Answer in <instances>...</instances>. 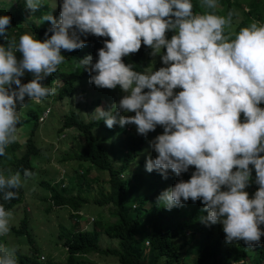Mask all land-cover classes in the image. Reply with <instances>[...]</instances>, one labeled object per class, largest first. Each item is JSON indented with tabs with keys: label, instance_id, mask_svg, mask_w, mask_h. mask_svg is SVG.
I'll use <instances>...</instances> for the list:
<instances>
[{
	"label": "clouds",
	"instance_id": "1",
	"mask_svg": "<svg viewBox=\"0 0 264 264\" xmlns=\"http://www.w3.org/2000/svg\"><path fill=\"white\" fill-rule=\"evenodd\" d=\"M43 1L25 0L26 8L35 13ZM219 2L224 9H217ZM54 3L59 19L51 13L40 17L41 23L51 24L42 41L31 32L20 35L18 42L9 39L11 16L0 15V38L7 41L0 43V157L14 153L8 149L13 143L25 148L30 140L32 134L22 131L30 120L23 113L29 100L39 104L57 94L56 87L43 81L65 63L62 50L87 48L98 59L93 62V56L86 55L77 68L90 73L95 92L117 90L112 96L104 93L115 98L113 108L98 106L94 119L109 129L136 126L153 155L145 161L149 173L155 170L168 179L169 170L181 177L194 168L187 181L179 179L164 189L157 203L170 211L199 200L207 213L201 222L222 225L227 244L242 240L250 249L259 245L264 236V22L252 19L234 31L237 7L226 11L223 0H199L200 12H194L192 0ZM142 45L136 71L123 58ZM26 72L32 79L22 83ZM116 109L124 115L118 117ZM49 111L40 118L41 125ZM250 166L258 186L252 196L246 191L252 183ZM34 172L24 169L22 181L14 166L0 167V264H19L24 242H16L25 237L33 241L27 218L23 225L16 214L28 213L19 189ZM23 228L26 235L20 233Z\"/></svg>",
	"mask_w": 264,
	"mask_h": 264
},
{
	"label": "trees",
	"instance_id": "2",
	"mask_svg": "<svg viewBox=\"0 0 264 264\" xmlns=\"http://www.w3.org/2000/svg\"><path fill=\"white\" fill-rule=\"evenodd\" d=\"M223 1L226 11L237 7L241 8L246 15H244L245 20L234 31L238 32L239 28L247 26L252 19L264 22V0ZM43 2L39 10L30 14L25 0H0V15L11 16L9 39L15 38L18 42L19 36L26 32L34 33L36 39L41 41L45 39L44 34L51 24L47 21L41 23L40 17L51 13L58 20L60 9H56L54 1L44 0ZM192 2L194 12L202 11L199 0H192ZM245 8H249L250 11L247 12ZM217 13L220 14L218 11ZM0 43L6 44L7 41L0 38ZM144 49L145 46L142 45L137 53L124 57V62L132 64L134 70L139 71V68H136L139 63L135 61V58L140 56ZM89 54L93 56V62L98 59V56L87 48L72 52L62 50V55L66 57L65 63L61 64L58 71L49 79L47 77L45 82L43 81L45 85L56 87L57 94L49 96L39 104L29 100L23 112L24 119L26 116L30 117L24 125L30 132L29 135L32 134L25 145L27 150L19 156L18 153L24 146L13 143L8 149L14 153L0 157V167L14 166V170L19 171L22 176L24 169L34 172L31 157L40 149L33 141V134L41 125L39 120L53 103L74 98L79 87H82L84 96L89 94V91L83 88L87 84L80 86L79 82L85 79L89 83L90 73L85 68H77L79 60ZM16 55L22 58L20 53ZM31 79L32 74L28 72L21 78L22 83H27ZM89 84L97 88L94 84ZM102 92L112 96L117 93V90L102 89ZM96 98L97 100L88 104L87 107L91 116L89 121L83 116L81 108L72 109L64 117L63 126L60 129L61 133L73 129L82 134L76 146L69 148L66 159L89 163L91 168L88 172L78 173L72 189L63 187L64 180H61L60 186L53 185L50 180L42 183V186L50 192L51 208H69L74 221L73 229L63 228L59 236V239L64 241L63 247L67 251L64 254L65 258L62 262L50 260L44 262L41 260L38 248H34L31 256L19 250L21 257L18 258L19 264H94L89 257L95 254L113 256L118 259L119 264H240L241 261L243 264H264V246L257 245L250 249L241 240L236 247L223 248L222 242L225 240L223 227L220 224L205 225L201 222L200 217L206 216L207 213L201 211L203 204L199 200L195 203L189 200L183 206L174 207L170 211L166 210L162 204H158V195L164 189L173 186L179 179L187 181L194 168L190 167L189 171L181 177H177L169 170L168 179H163L155 170L151 173L146 171V160L140 159L142 151L146 152L144 147L146 137L139 135L136 129L135 132H131L129 129L132 125L124 127L116 125L118 129L116 130L115 126L109 129L103 120H95L92 114L98 106L102 105V93L97 94ZM261 107H264V104ZM109 108L104 107L105 110ZM117 110L115 114L118 116ZM241 119L243 120V116ZM27 123L31 124L30 127ZM99 130L106 131V139L96 135V131L98 134ZM119 133L122 136L113 144H108L110 139ZM92 167L109 175L108 192L103 185L105 182L99 184L101 175L95 176L96 178L91 177ZM252 181H255L254 167ZM96 185H99L100 189L99 198L93 203L99 206L102 212L109 209V221H95L92 230L79 229L83 225L80 221L83 214L80 212L83 213L86 206L91 204L86 194L91 195ZM257 187L254 184L248 189L255 193ZM51 208H48L47 212L51 211ZM22 223L24 225L25 221ZM26 227H29L28 221ZM219 230L221 235L218 237ZM20 233L26 235V229L23 228ZM102 235L119 240V246L105 250L100 246ZM146 243H149V247Z\"/></svg>",
	"mask_w": 264,
	"mask_h": 264
},
{
	"label": "rangeland",
	"instance_id": "3",
	"mask_svg": "<svg viewBox=\"0 0 264 264\" xmlns=\"http://www.w3.org/2000/svg\"><path fill=\"white\" fill-rule=\"evenodd\" d=\"M57 1V0H54ZM218 10L224 9L222 4L219 2ZM234 10L238 13V18L234 20L233 30L239 26L244 20L245 16L242 13V10H238L234 8ZM60 73V71L58 72ZM50 77V76H49ZM49 77L47 79H49ZM45 82V81H44ZM80 86L87 84L84 89L89 91L87 96H84L82 87H79L78 93L74 98H69L63 100L61 102H56L52 104L49 111V117L47 121H45L40 129H37L34 138L36 144L39 146L40 151L31 157L33 162L35 172L34 175L23 182V186L19 191L26 199V212L17 211L16 214V221H23L27 218L29 222V229L30 233L33 236V241H27V238H22L23 241H17V244H22V251L24 254L31 256L32 250L34 248H38L41 254V260L44 262H48L49 260L52 262H62L65 258L67 253L66 249L63 247L64 241L59 239L61 235V230L65 228L66 230H72L74 227L73 218H71V213L69 208H54L50 201V192L47 188L42 186V183L45 181H51L53 185L58 184L60 186L61 176L63 171H65V180L63 181L64 184L72 189L75 184L78 173L88 172L91 168V164L86 162H80L76 160H68L69 148L71 146L75 147L78 140L82 138V134L79 133L77 130H66L64 133L60 132L61 127L63 126L64 117L68 115L69 111L74 109L77 110L81 108L83 111V116L86 117V120L89 121L91 116H89V112L87 111L88 104L97 100V94H101L100 89H95L92 85H90L87 80H81L79 82ZM177 92V91H176ZM122 97H117L120 100ZM112 98L111 96L104 97L102 99L101 107H110L109 109L113 108L112 106ZM111 102V104H110ZM115 105V104H114ZM48 109V110H49ZM47 110V112H48ZM119 115H124L122 112H118ZM128 115H132L131 113ZM118 125V124H117ZM22 130L24 135H29V131L27 127L24 125ZM116 130V125L114 127ZM131 132L135 130V126H132ZM106 131L101 132L100 130L96 131V135L100 136L101 138H105ZM122 136L121 133L115 134V136L110 139L108 144H113L117 138ZM29 136L20 138L21 143H25L28 140ZM108 140V139H107ZM25 151L27 150L24 148ZM151 154L152 152L148 149L145 153L142 151L140 154V159L146 160V157ZM20 156L22 155L19 154ZM146 156V157H145ZM138 163V162H137ZM97 175H101L99 184L105 182L104 187L105 191H109V185L107 182L109 181V175L106 172H102L98 169L92 167V175L91 177H97ZM22 181L24 180L23 176ZM95 177V178H96ZM126 177V176H125ZM93 180V179H92ZM254 181H252L251 185H254ZM99 185H96V189L93 191L91 195L86 196L90 199L91 204L87 205L83 211V216H81V223L82 226L79 229L84 230H92L94 228L95 221L103 220L104 222L109 221V209L104 210L102 212L101 208L95 205L93 202L99 198ZM249 192L250 196L254 193L250 189H246ZM77 194V192H76ZM51 208L47 212V209ZM26 214V215H25ZM93 218V222H90V219ZM21 222H18V227L20 228ZM262 231H264V225H261ZM221 235V231H218V237ZM223 248H228L230 246L236 247L238 242H233L232 244H227L225 240H223ZM100 246L105 250L109 248H115L119 246V240L110 239L106 235H102L100 239ZM259 247L264 246V236H261ZM94 264H119L118 259L113 256H100L95 254L89 257Z\"/></svg>",
	"mask_w": 264,
	"mask_h": 264
},
{
	"label": "built area",
	"instance_id": "4",
	"mask_svg": "<svg viewBox=\"0 0 264 264\" xmlns=\"http://www.w3.org/2000/svg\"><path fill=\"white\" fill-rule=\"evenodd\" d=\"M147 246H149V243H146Z\"/></svg>",
	"mask_w": 264,
	"mask_h": 264
}]
</instances>
